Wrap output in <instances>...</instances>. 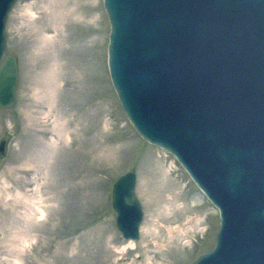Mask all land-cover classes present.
Masks as SVG:
<instances>
[{"label": "rangeland", "instance_id": "obj_1", "mask_svg": "<svg viewBox=\"0 0 264 264\" xmlns=\"http://www.w3.org/2000/svg\"><path fill=\"white\" fill-rule=\"evenodd\" d=\"M102 2L15 0L6 18L19 76L0 109V264H191L214 244L216 208L120 109ZM125 171L144 212L132 246L110 203Z\"/></svg>", "mask_w": 264, "mask_h": 264}, {"label": "water", "instance_id": "obj_2", "mask_svg": "<svg viewBox=\"0 0 264 264\" xmlns=\"http://www.w3.org/2000/svg\"><path fill=\"white\" fill-rule=\"evenodd\" d=\"M14 2L0 0L3 111L17 99V57L6 53L5 29ZM102 7L108 77L125 118L169 152L219 212L213 246L191 264H264V0H103ZM135 176L117 177L110 192L116 230L132 243L144 215Z\"/></svg>", "mask_w": 264, "mask_h": 264}, {"label": "bare ground", "instance_id": "obj_3", "mask_svg": "<svg viewBox=\"0 0 264 264\" xmlns=\"http://www.w3.org/2000/svg\"><path fill=\"white\" fill-rule=\"evenodd\" d=\"M2 3H3V1H2ZM3 4H4V3H3ZM143 90H144V89H143ZM143 92H144V91H143ZM146 95L148 96L147 92H146ZM144 98H145V97H144ZM147 100H148V99H147ZM126 242L128 243L129 246H130V245H131V246L133 245V243H132L131 241H126ZM134 246H135V245H134ZM134 246H133V247H134ZM125 248H126V247H125ZM123 249H124L123 247H122V248L119 247V250L122 251ZM118 253H119V252H118ZM120 254H121V253H120Z\"/></svg>", "mask_w": 264, "mask_h": 264}]
</instances>
